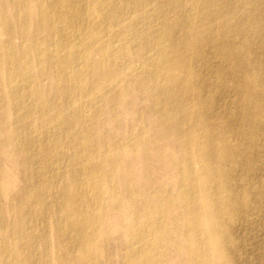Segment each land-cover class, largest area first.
<instances>
[{
    "label": "bare ground",
    "instance_id": "obj_1",
    "mask_svg": "<svg viewBox=\"0 0 264 264\" xmlns=\"http://www.w3.org/2000/svg\"><path fill=\"white\" fill-rule=\"evenodd\" d=\"M263 159L264 0H0V264H264Z\"/></svg>",
    "mask_w": 264,
    "mask_h": 264
},
{
    "label": "rangeland",
    "instance_id": "obj_2",
    "mask_svg": "<svg viewBox=\"0 0 264 264\" xmlns=\"http://www.w3.org/2000/svg\"><path fill=\"white\" fill-rule=\"evenodd\" d=\"M230 97H232V98H230ZM230 97H229V99H231V100L234 99V100H232V101L228 100V102L230 101V103H234L235 102V97L234 96H230ZM263 162H264V159H263ZM261 223H263V225ZM261 223L260 224L262 225V227H260V229L258 230L257 234H258V237L263 239V236H264V232H263L264 231V221L261 222ZM243 233H241L243 236L248 235L245 232H243ZM261 234H262V236H260ZM260 240L258 239L259 242H258V245H256V241L254 239L250 238V236H246L244 242L243 241L241 243L239 242L240 243V247H241L240 250H241V253H242V257L246 258V259H249V260H252V261H255V260L257 261L258 258H259L258 254L260 252V250H259V252H257L258 251L257 250V246H260L261 245L260 243L264 242V239L261 242H260ZM255 250H257V251H255ZM254 257H255V259H254Z\"/></svg>",
    "mask_w": 264,
    "mask_h": 264
}]
</instances>
